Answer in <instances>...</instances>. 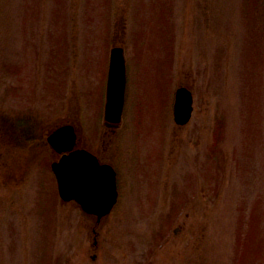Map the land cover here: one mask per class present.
Here are the masks:
<instances>
[{
  "label": "rangeland",
  "instance_id": "obj_1",
  "mask_svg": "<svg viewBox=\"0 0 264 264\" xmlns=\"http://www.w3.org/2000/svg\"><path fill=\"white\" fill-rule=\"evenodd\" d=\"M114 43L127 90L109 132ZM65 121L117 169L99 225L61 200L39 137ZM66 260L264 264V0H0V264Z\"/></svg>",
  "mask_w": 264,
  "mask_h": 264
},
{
  "label": "water",
  "instance_id": "obj_2",
  "mask_svg": "<svg viewBox=\"0 0 264 264\" xmlns=\"http://www.w3.org/2000/svg\"><path fill=\"white\" fill-rule=\"evenodd\" d=\"M125 59L123 49H113L108 80L106 124L117 126L122 119L125 103ZM192 96L182 87L175 103L176 119L187 122L192 115ZM75 126L59 127L49 136L50 142L59 151L71 150L53 164L58 176L61 195L66 199L76 198L83 207L101 217L117 200L116 177L112 167L101 165L97 156L86 149L73 150L77 141Z\"/></svg>",
  "mask_w": 264,
  "mask_h": 264
},
{
  "label": "flooded vegetation",
  "instance_id": "obj_3",
  "mask_svg": "<svg viewBox=\"0 0 264 264\" xmlns=\"http://www.w3.org/2000/svg\"><path fill=\"white\" fill-rule=\"evenodd\" d=\"M94 233L96 234V237H95L96 241H95V243H94L95 245H93V246H94L95 248H99L100 245H97V243H98L97 237L99 236V235H98L99 232H98L97 230L95 231V228H94Z\"/></svg>",
  "mask_w": 264,
  "mask_h": 264
}]
</instances>
